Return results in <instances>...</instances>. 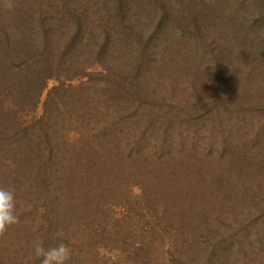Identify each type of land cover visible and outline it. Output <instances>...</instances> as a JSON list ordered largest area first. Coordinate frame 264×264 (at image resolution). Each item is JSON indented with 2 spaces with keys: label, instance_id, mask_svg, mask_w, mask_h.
Wrapping results in <instances>:
<instances>
[{
  "label": "rangeland",
  "instance_id": "rangeland-1",
  "mask_svg": "<svg viewBox=\"0 0 264 264\" xmlns=\"http://www.w3.org/2000/svg\"><path fill=\"white\" fill-rule=\"evenodd\" d=\"M117 3L118 0H0V27L15 34L14 41L22 39L23 34H48L63 49L77 34L68 48L64 66L75 68L73 63L77 69L83 67L96 80L104 71L129 83L135 67H139L145 98L136 100V107L131 108L119 105L118 100L110 104L104 101L111 97L94 91L90 77L68 80L73 70L60 72L67 85L83 84L80 96L88 98L92 94L94 100L87 108L92 113L104 109L106 104L107 111L115 110L128 120L129 125L124 124L125 132L121 133L125 151L127 145L135 146L134 142L141 137L142 129L134 127L140 125L146 137L143 154L152 157L153 163L180 164L166 160L173 154L185 157L176 156L191 163L192 172L199 166L206 175L208 169L218 170L211 184L213 190L218 189L214 195L225 199L215 208L212 226L203 233H209L212 241L217 236L226 241L229 235H235V250L223 244L222 255L217 253L215 261H208L214 247L204 249L194 244L187 254L171 256L175 261L169 263V249L174 252L177 248L169 228L154 235L158 241L152 245L150 263L148 258H126L121 249L112 245L95 249L89 255L82 249L79 256L80 248L77 251L72 243L65 242L71 250V263L264 264V0H122L123 25L115 12ZM87 38L91 41L86 42ZM104 40L106 46L112 47L110 53L100 56L93 50L102 48ZM47 41L42 39L44 44ZM80 42L86 47H78ZM18 43L19 51L24 50L22 43ZM120 72L125 75L120 76ZM60 83L57 77L49 79L38 99L21 90L0 94V140L7 147L14 143V152L32 151L27 158L33 157V166L34 152L41 146L39 139L33 137L17 143L18 138L25 132H39L38 121L45 115L48 123L57 128L76 125V120L70 119L76 115L78 95L68 92V86L56 90ZM154 101L165 102V107L154 108ZM167 103L175 108L170 109ZM167 112L169 115H165ZM170 115L171 122L167 121ZM31 125L35 127L24 129ZM71 136L76 133L71 132ZM3 153L6 149L0 155ZM21 160L23 165L14 162L9 166V160L3 162L0 158V188L13 191L15 214L19 217L17 224L0 235V264H41L42 258H37L33 251L37 238L45 249L55 247H49L47 236H52L50 231L58 230L59 225L50 224L44 215L47 205L53 202L51 193L45 190L48 182H40L36 177L31 181L24 175L16 177L13 169L31 165L25 156ZM29 169L34 170L32 166ZM152 195L145 196L141 186L134 183L127 185L123 197L124 203L130 202L139 211L133 222L139 217L145 228L153 217L145 208ZM114 208L113 217L125 212L124 207ZM246 222H252L254 227L250 226L249 231L243 229L248 232L243 234L240 228ZM96 226L99 225H83L87 232L78 242L93 232L88 227Z\"/></svg>",
  "mask_w": 264,
  "mask_h": 264
},
{
  "label": "trees",
  "instance_id": "trees-1",
  "mask_svg": "<svg viewBox=\"0 0 264 264\" xmlns=\"http://www.w3.org/2000/svg\"><path fill=\"white\" fill-rule=\"evenodd\" d=\"M118 3L115 12L119 18L121 17L119 24L123 25L125 14L122 0H118ZM0 30L2 31L0 34V94L7 91L13 94L14 91L21 90L22 93L26 92L29 97L34 95L38 99L47 88L49 79L57 77L61 83L56 90L68 86V92L74 93L75 91V94L78 95L74 106L76 115L70 119V122L73 118L74 121L76 120L75 127L68 125L62 128L54 127L48 123V115H45L38 121L39 132H25L23 137L16 140L17 143H20L28 142L33 137L39 139L41 146L34 152L36 157L34 166L32 165L33 157L27 158L33 154L32 151L16 152L15 150L14 152L12 151L14 143L7 147L8 144H2L0 140V152L6 149V153L0 155L3 162L9 160V166L14 162L23 165L24 161L21 158L25 156L26 160L31 163L22 169H13L12 173L18 174L16 177L24 175L31 181H33L31 178L36 177L40 182H48V186L52 187L51 189H48V186L45 188L51 193L50 197L53 198V202L47 205L44 215L50 224L54 225L57 222L59 226L58 230L50 231L52 236H47L49 247L70 242L77 251L80 248L78 255L81 256L82 249L86 255H89L95 253V249L97 251L99 248L112 245L121 249L126 258H148L146 260H149L150 263L153 258L152 245L158 241L154 235L157 231L163 232L170 228L169 236L174 237L175 235L177 242L174 244L177 247L176 251L172 252L170 249L168 251L170 257L187 254L194 244L199 247L200 245L204 246V249L214 247L208 261H215L217 253L222 255L223 244L232 246L235 250L233 246L235 245V235H229L226 241H222L217 236L212 241L209 233H203L208 226H212L211 218L215 208H218L225 199L220 194L214 195L218 189L213 190L211 184L212 177L216 178L218 170L209 171L208 169L206 175L203 168L199 166L195 172H192L189 169L191 163L179 160L176 156L185 157L173 154L169 155L170 158L166 160L173 159L179 161L180 164L172 166L168 163L170 161L153 163V158L145 156L142 150L145 146V129L136 124L134 127L137 130L142 129L141 137L134 142L135 146L128 147L127 145L128 149L126 148L125 151L122 148L121 133L124 131V124L129 125L128 120L114 113L115 110L107 111L106 104H104V109L92 113L87 109L94 100L92 94L87 95L88 98L80 96L79 92L84 91L81 89L84 87L83 84L81 86L67 85V81L62 78L60 72L64 69L66 71L73 70L67 77L68 80L81 76L90 77L91 85L96 88L94 91L105 93L106 96L111 97L110 101L105 98L104 101L110 104L118 100L119 105L131 108V106L136 107V100L145 98L142 70L139 67H135V74L129 83L104 71L100 73V79L96 80L94 74L83 67L77 69L73 63L71 65L75 68L64 66L65 56L69 53L68 48L74 43L77 34L72 37L64 50L49 39L48 34H33L31 36L23 34L22 39L14 41L15 34H11L3 27H0ZM105 33H107L106 30ZM44 38L49 42L44 44L42 42ZM87 41H91V39L87 38ZM18 42L22 43L24 50L19 51ZM105 43L106 41L102 48L99 47L93 52L96 51L100 56H103L107 51L110 53L112 45L106 46ZM80 44L83 45L82 47H86L84 42H80L78 47ZM124 75L123 72H120V76ZM164 103L154 101L152 106L163 109ZM167 104L170 109L175 108L174 104ZM114 107L117 109L116 106ZM165 115H169V112ZM172 120L173 116L170 115L167 121L171 122ZM31 127L35 126H27L24 129L28 130ZM71 132H75L76 136H71ZM127 144L130 145V141ZM31 166L34 170L29 169ZM134 183L141 186L145 196L148 193L154 194L149 198L150 206L145 205L147 214L153 216L149 218L148 228L141 225L142 220L139 217H137L136 223L133 222L139 211L134 210L130 206V202L129 204L123 202L127 185H134ZM199 196L201 201L198 199ZM207 196L210 197L207 198ZM238 199L244 202L241 197ZM114 207H124L125 212L122 216L113 217ZM94 223L99 226L88 227L93 232L78 242L87 232L83 225ZM176 226L177 229H175ZM250 226L254 227L253 223L246 222V226L240 228L242 233H248H244L243 229L249 231ZM53 231H57V234L53 235ZM214 231L216 232V230ZM165 236L166 234H163V237ZM186 244L189 245L184 248L178 246ZM144 253L145 255H143ZM227 258H229L228 255ZM219 260L221 261V259ZM71 261L72 257L66 264H72ZM174 261V257H171L168 262L174 263ZM220 264H223L222 261ZM225 264L235 263L226 262Z\"/></svg>",
  "mask_w": 264,
  "mask_h": 264
},
{
  "label": "clouds",
  "instance_id": "clouds-1",
  "mask_svg": "<svg viewBox=\"0 0 264 264\" xmlns=\"http://www.w3.org/2000/svg\"><path fill=\"white\" fill-rule=\"evenodd\" d=\"M7 7L11 8L12 5L8 4ZM18 222L13 191L0 188V235H3L9 226ZM33 251L37 258H42L41 264H65L71 257V250L64 243L45 249L38 238L33 241Z\"/></svg>",
  "mask_w": 264,
  "mask_h": 264
}]
</instances>
